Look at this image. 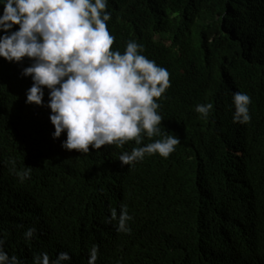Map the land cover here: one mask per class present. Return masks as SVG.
I'll return each mask as SVG.
<instances>
[{
    "label": "trees",
    "instance_id": "obj_1",
    "mask_svg": "<svg viewBox=\"0 0 264 264\" xmlns=\"http://www.w3.org/2000/svg\"><path fill=\"white\" fill-rule=\"evenodd\" d=\"M108 10L112 50L134 40L170 73L158 111L180 143L167 158L132 166L119 156L142 146L134 141L65 150L66 133L52 137L48 89L42 106L26 103L33 81L21 73L32 61L0 57L5 251L22 264L62 251L88 264L93 245L96 264H264V0H108ZM236 91L251 97L247 124L233 123ZM207 103L205 119L195 107ZM10 161L32 167L30 178L20 182ZM121 204L133 217L130 234L106 222Z\"/></svg>",
    "mask_w": 264,
    "mask_h": 264
},
{
    "label": "clouds",
    "instance_id": "obj_2",
    "mask_svg": "<svg viewBox=\"0 0 264 264\" xmlns=\"http://www.w3.org/2000/svg\"><path fill=\"white\" fill-rule=\"evenodd\" d=\"M0 57L20 63H32L22 69V76L31 77L26 103L42 106L45 88L47 107L54 125L53 139L66 133L61 147L82 154L102 146L123 147L134 141L140 147L119 156L121 165L132 166L145 156L159 154L163 158L180 143L177 135L162 130L164 117L158 101L171 87L170 73L154 60L143 55V45L127 42L123 53L112 50L115 37L108 30L112 13L108 0H0ZM18 25V29L13 30ZM233 123L251 121V97L241 91L233 93ZM211 103L198 104L195 111L207 118ZM161 137L144 144V138ZM12 171L20 182L29 179L32 167ZM128 206L120 205L119 215L110 209L106 222H116L118 232L130 234ZM36 235V228L24 232L27 240ZM5 238L0 235V264H22L5 251ZM99 248L93 245L88 264H96ZM69 252L62 251L55 259L47 252L35 254L32 264H71Z\"/></svg>",
    "mask_w": 264,
    "mask_h": 264
}]
</instances>
